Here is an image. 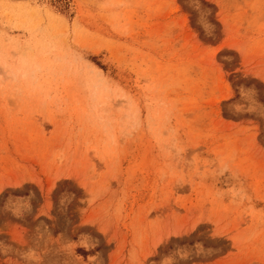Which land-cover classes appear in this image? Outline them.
<instances>
[{"label": "rangeland", "instance_id": "374dc122", "mask_svg": "<svg viewBox=\"0 0 264 264\" xmlns=\"http://www.w3.org/2000/svg\"><path fill=\"white\" fill-rule=\"evenodd\" d=\"M0 264H264V0H0Z\"/></svg>", "mask_w": 264, "mask_h": 264}]
</instances>
